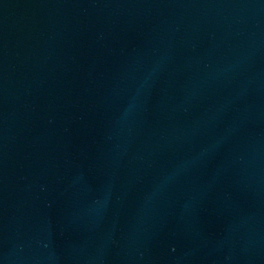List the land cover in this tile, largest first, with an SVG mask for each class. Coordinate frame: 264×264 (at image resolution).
Returning a JSON list of instances; mask_svg holds the SVG:
<instances>
[{
  "label": "water",
  "instance_id": "water-1",
  "mask_svg": "<svg viewBox=\"0 0 264 264\" xmlns=\"http://www.w3.org/2000/svg\"><path fill=\"white\" fill-rule=\"evenodd\" d=\"M0 264H264V0H0Z\"/></svg>",
  "mask_w": 264,
  "mask_h": 264
}]
</instances>
